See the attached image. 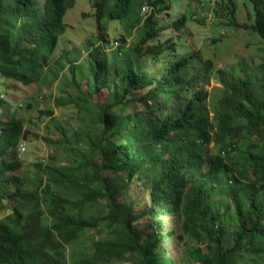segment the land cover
<instances>
[{
  "label": "trees",
  "instance_id": "1",
  "mask_svg": "<svg viewBox=\"0 0 264 264\" xmlns=\"http://www.w3.org/2000/svg\"><path fill=\"white\" fill-rule=\"evenodd\" d=\"M252 1L251 28L264 39V0ZM146 3L153 9L142 18ZM165 3L95 1L99 42L91 46L88 69L73 64L64 85L75 94L55 98V106L76 107L78 126L58 127L53 109L40 112L60 135L45 139L58 152L37 163L33 176L14 173L24 166L17 149L29 130L0 100V210L7 203L12 210L0 220V264H177L157 252L166 236L158 228L161 217L170 214L181 217L182 262L264 264V64L245 75L221 69V97L210 107L209 91L194 88L195 77H187L193 55L156 78L144 60L174 47L144 48L159 32L155 15L169 9ZM75 4L0 0V75L39 82ZM227 8L237 25L235 8ZM107 15L130 34L139 29L141 39L128 52L119 46L112 56L105 54L100 42ZM186 22L183 15L174 27ZM57 65L59 76L64 63ZM205 65L211 68L212 61ZM104 89L109 95L100 102L96 96ZM250 137L255 140L245 139ZM134 179L151 196L139 214L119 201L126 185L121 183ZM147 216L157 225L138 224ZM90 228L100 236L86 245Z\"/></svg>",
  "mask_w": 264,
  "mask_h": 264
},
{
  "label": "rangeland",
  "instance_id": "2",
  "mask_svg": "<svg viewBox=\"0 0 264 264\" xmlns=\"http://www.w3.org/2000/svg\"><path fill=\"white\" fill-rule=\"evenodd\" d=\"M95 1L76 0V4L67 11L65 22L68 27L60 36L58 46L51 57V65L39 82L25 84L0 75V100H7L11 111L17 112V115L24 120L25 129L29 130L28 138L21 140L17 149V154L24 163L21 169L14 172L17 175L27 173L33 176L37 170L35 167L37 163L45 162L49 156L58 152L56 145L49 144L45 139L49 137L56 139L60 131L55 127H48L47 114L42 115L40 112L53 109L55 123L58 127L78 126L76 107L72 104L55 106V98L65 92L75 94L73 86L64 85L65 78L71 79L72 77L73 64L84 71L88 69L91 46L99 42ZM165 1L169 3H165L169 9L155 15L159 32L144 48L146 51L149 46L160 44L174 47L157 57L144 60L147 70L152 72L156 78L166 72L171 64L193 55L192 63L187 65L191 71V73L187 71V77H195L194 88L201 86L209 91L210 107L221 97L223 89L219 78L221 69L245 75L264 64V39L251 28L255 22L252 0H220L215 5L212 4L213 0ZM227 7L235 8L237 25L231 22L233 17L228 13ZM209 14L212 15V20L208 19ZM183 15L187 16V22L181 29H176L174 22ZM141 17H146L142 11ZM102 21L104 39H101L100 44L109 57L116 52L119 46L123 48L124 53L128 52L129 48L134 47L141 39L138 28L130 34L124 28V23L111 19L109 15L105 16ZM207 61H212L211 68L205 65ZM56 62L64 63L59 76H56L58 67ZM79 71L76 70L77 79L80 78L77 75ZM82 87L86 88V79L82 80ZM105 90L100 91L96 96L100 102H105L108 98L109 93ZM143 92L144 89H140L137 94L140 96ZM177 104L179 102H176ZM133 105L128 110H132ZM136 106L141 112L145 110L142 103L137 102ZM245 139L251 142L255 140L253 137ZM11 174L13 173L9 172L7 176ZM113 176L117 177L120 174ZM121 184L126 185L121 192L120 203L130 206L135 214L149 208L150 190L145 187L142 180L134 179ZM7 204L8 209L0 210V220L12 214L11 204ZM161 220L162 224L158 228L166 233V236L162 247L157 252L165 258L174 260L177 264H201L194 261L182 262L184 246L179 239L181 217L170 214L161 217ZM151 223L156 222L150 216L138 221L141 226ZM152 230V227H147V232ZM99 236V229L90 228L85 234L84 243L89 245ZM111 264L134 263L117 261Z\"/></svg>",
  "mask_w": 264,
  "mask_h": 264
},
{
  "label": "built area",
  "instance_id": "3",
  "mask_svg": "<svg viewBox=\"0 0 264 264\" xmlns=\"http://www.w3.org/2000/svg\"><path fill=\"white\" fill-rule=\"evenodd\" d=\"M218 1H220V0H213L212 1V4L213 5H215ZM152 9H153V7H151V6H149V5H144L143 7H142V14L143 15H146V17L151 13V11H152ZM210 15V14H209ZM208 15V19H210V20H212V15H210L209 16ZM145 17V18H146Z\"/></svg>",
  "mask_w": 264,
  "mask_h": 264
},
{
  "label": "clouds",
  "instance_id": "4",
  "mask_svg": "<svg viewBox=\"0 0 264 264\" xmlns=\"http://www.w3.org/2000/svg\"><path fill=\"white\" fill-rule=\"evenodd\" d=\"M166 4H169V3L166 1Z\"/></svg>",
  "mask_w": 264,
  "mask_h": 264
}]
</instances>
